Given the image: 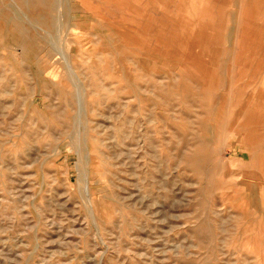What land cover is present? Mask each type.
I'll return each mask as SVG.
<instances>
[{"label":"rangeland","instance_id":"obj_1","mask_svg":"<svg viewBox=\"0 0 264 264\" xmlns=\"http://www.w3.org/2000/svg\"><path fill=\"white\" fill-rule=\"evenodd\" d=\"M0 264H264V0H0Z\"/></svg>","mask_w":264,"mask_h":264}]
</instances>
